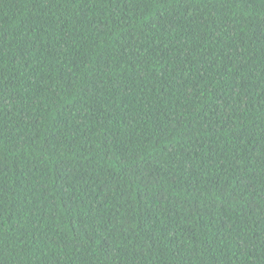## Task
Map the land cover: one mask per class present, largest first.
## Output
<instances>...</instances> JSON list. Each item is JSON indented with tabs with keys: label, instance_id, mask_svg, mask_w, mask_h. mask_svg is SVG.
<instances>
[{
	"label": "trees",
	"instance_id": "trees-1",
	"mask_svg": "<svg viewBox=\"0 0 264 264\" xmlns=\"http://www.w3.org/2000/svg\"><path fill=\"white\" fill-rule=\"evenodd\" d=\"M0 264H264V0H0Z\"/></svg>",
	"mask_w": 264,
	"mask_h": 264
}]
</instances>
